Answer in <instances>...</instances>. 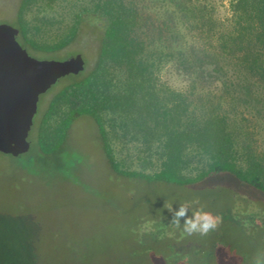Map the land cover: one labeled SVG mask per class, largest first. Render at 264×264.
<instances>
[{
    "label": "trees",
    "instance_id": "trees-1",
    "mask_svg": "<svg viewBox=\"0 0 264 264\" xmlns=\"http://www.w3.org/2000/svg\"><path fill=\"white\" fill-rule=\"evenodd\" d=\"M61 1L19 0L13 20L17 40L33 54L61 51L89 29L98 33L92 67L64 77L42 114L36 158L55 156L72 123L87 116L119 177L178 188L216 177L235 180V219L248 229L264 227V154L244 137L236 118L238 111L264 106V0H230L224 17L214 0H70V22L54 41H42L41 29L52 20L35 14V22L30 14ZM167 67L187 82L184 89L162 80ZM119 132L137 143L141 168L117 157ZM174 215L158 220L152 231L160 238L170 233ZM170 255L176 264L189 260Z\"/></svg>",
    "mask_w": 264,
    "mask_h": 264
},
{
    "label": "rangeland",
    "instance_id": "rangeland-1",
    "mask_svg": "<svg viewBox=\"0 0 264 264\" xmlns=\"http://www.w3.org/2000/svg\"><path fill=\"white\" fill-rule=\"evenodd\" d=\"M69 2L62 0L54 9L30 14L35 22H39L35 14L52 20L49 29H41L42 41H54L70 22ZM214 2L217 15L226 16L230 0ZM18 3L0 0V24L14 26ZM95 32L89 29L69 47L49 55L26 50L43 60L81 54L87 71L96 56ZM161 78L175 89L187 86L172 67ZM63 79L39 97L28 138L30 152L19 157L0 152V264H176L171 251L189 257L182 264H252L257 256L264 264V227L248 229L235 219L237 198L231 192L235 180L216 177L200 187L178 188L119 177L107 163L96 124L87 116L72 123L55 156L37 159V126L51 98L66 84ZM236 118L244 137L264 154V106L249 113L238 111ZM136 145L126 142L121 132L114 139L117 157L141 168ZM181 206L188 211L179 226L157 236L154 225ZM259 207L264 213V204ZM196 211L219 217L218 227L207 235L187 234L185 219Z\"/></svg>",
    "mask_w": 264,
    "mask_h": 264
},
{
    "label": "water",
    "instance_id": "water-1",
    "mask_svg": "<svg viewBox=\"0 0 264 264\" xmlns=\"http://www.w3.org/2000/svg\"><path fill=\"white\" fill-rule=\"evenodd\" d=\"M17 35L16 27L0 24V152L14 157L31 149L28 138L39 97L62 78L85 69L81 54L64 60L34 58Z\"/></svg>",
    "mask_w": 264,
    "mask_h": 264
},
{
    "label": "clouds",
    "instance_id": "clouds-1",
    "mask_svg": "<svg viewBox=\"0 0 264 264\" xmlns=\"http://www.w3.org/2000/svg\"><path fill=\"white\" fill-rule=\"evenodd\" d=\"M169 209L171 206H168ZM187 207L181 206L178 211L175 212L173 223L178 227L181 217H186ZM220 218L214 217L209 212L196 211L191 218H186L184 222V231L191 235L193 233H199L201 235H207L210 231H214L219 224ZM252 264H261L259 256L254 257Z\"/></svg>",
    "mask_w": 264,
    "mask_h": 264
}]
</instances>
